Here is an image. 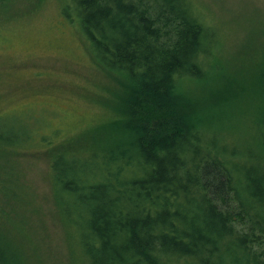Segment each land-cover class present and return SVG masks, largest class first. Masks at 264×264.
<instances>
[{"label":"trees","instance_id":"1","mask_svg":"<svg viewBox=\"0 0 264 264\" xmlns=\"http://www.w3.org/2000/svg\"><path fill=\"white\" fill-rule=\"evenodd\" d=\"M61 9L123 86L116 136L87 154L57 151L49 164L83 264H264V54L259 117L241 145L200 124L189 104L187 82L218 78L216 33L192 0H64ZM17 123L0 124V157L29 147L33 131ZM15 182L0 171L1 193L18 203L30 195ZM6 228L18 223L0 219V264H25Z\"/></svg>","mask_w":264,"mask_h":264},{"label":"rangeland","instance_id":"2","mask_svg":"<svg viewBox=\"0 0 264 264\" xmlns=\"http://www.w3.org/2000/svg\"><path fill=\"white\" fill-rule=\"evenodd\" d=\"M192 2L215 30L210 72L218 78L210 74L208 85L187 82L189 104L206 118L200 124L247 144L259 117L264 0ZM63 3L0 2V124L20 122L33 131L23 142L29 146L24 153L0 157V171L15 172V183L30 195L10 202L0 190V219L18 223V229H6L20 242L25 264H83L74 230L57 211L49 164L57 151L87 154L102 148L116 136L122 115V79L97 62L77 19L63 16ZM102 155L96 153L97 160Z\"/></svg>","mask_w":264,"mask_h":264}]
</instances>
